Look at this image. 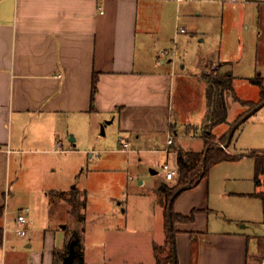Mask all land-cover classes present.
Listing matches in <instances>:
<instances>
[{"label":"crops","instance_id":"crops-1","mask_svg":"<svg viewBox=\"0 0 264 264\" xmlns=\"http://www.w3.org/2000/svg\"><path fill=\"white\" fill-rule=\"evenodd\" d=\"M184 1L0 0V207L6 202L11 155L72 151L58 150L55 144H63L68 135L73 143L78 142L81 126L92 134L102 122L106 130L108 126L115 129L117 141L105 150L125 159L127 190L134 188L130 170L143 174L150 166V174L155 175L156 166L164 161L177 169L173 178L163 172L145 189L134 188L124 204L118 201L108 214L99 212L87 220L83 212L87 224L92 219L102 222L85 232H96L102 240L97 249L83 247L84 264H156L153 247L167 240L160 186L166 182L172 186L169 182L177 179L179 152L204 149L208 122L205 74L217 69L231 73L234 81L232 70H222L219 56L215 61L216 50L211 55L197 50L194 65L189 58L176 57V37L186 30L176 34L181 25L175 13ZM179 61L183 63L178 69ZM191 76L195 77L192 82ZM177 78L184 80V91L193 83L200 85L196 110L189 97L181 107L172 102ZM229 95L226 119L213 127L214 131L220 128L219 133L233 120ZM169 132L173 141L164 151ZM195 138L199 141L192 142ZM237 140L225 150L239 155ZM25 142L33 147L25 148ZM124 142L128 143L125 149ZM245 154L214 164L213 171L174 200L177 214L189 215L197 209L193 220L173 223L177 264H258L264 247V172L257 184L255 161ZM136 155L145 167L133 164ZM54 186L48 191H66ZM115 200L110 197L108 203ZM5 218L8 224V210L0 217L1 226ZM31 223L29 218L28 230ZM44 230L46 257L44 251H36L27 264H54V250L64 248L65 236L57 245L56 231ZM7 241H11L7 249L19 244L14 235L6 234L0 245L3 253L8 251L4 248ZM24 246L31 247V239Z\"/></svg>","mask_w":264,"mask_h":264},{"label":"rangeland","instance_id":"rangeland-1","mask_svg":"<svg viewBox=\"0 0 264 264\" xmlns=\"http://www.w3.org/2000/svg\"><path fill=\"white\" fill-rule=\"evenodd\" d=\"M176 16L179 24L186 30V33H179L176 37L174 48L176 57L189 58L194 65L197 50L207 55L216 50L215 58L219 56V60L223 62L222 70L230 69L235 76L233 86L240 100L239 103H235L233 95H229V110L234 114L233 120L221 127L222 133H219L220 128L215 131L212 128L214 143L225 144L219 138L225 135L236 118L248 109L245 99H252L255 102L260 97L259 85L253 83L250 78L264 76V0H186L178 6ZM216 59L215 61H218V58ZM179 62L178 69L183 61ZM193 65L191 68L194 71ZM177 80L176 88L172 91V102L174 99V104L181 107L183 99L189 97L196 110L202 95L200 85L193 83L190 89L184 91V80L180 78ZM193 80L195 77L191 76V82ZM105 128L106 125L102 122L93 129L92 134L88 127L81 126L77 129L80 135L78 142L73 143L68 135L63 144H60L61 142L59 145L55 144L58 148L69 150L73 148L72 151L61 153L24 151L11 155L4 189L7 193L5 208L9 217L7 234L14 235V241L19 244L14 249H7L11 242L7 241L4 248L8 251L4 253L3 247L0 246V262L4 258L2 264H27L32 253L44 251L46 234L44 229L47 227L56 231L57 245L65 236V248L71 235L75 233L78 235L77 247L80 252L83 247L97 249V242L100 243L102 237L96 232L90 231L89 235L85 232L92 227H99L102 222L92 219L87 224L85 216L80 220L71 212V205L66 199L70 197L72 190H76V211L83 215V212H86L88 220L99 212L110 213L112 206L118 201L121 200L124 204L128 195L136 191L134 188L145 189L154 182V179L163 175L161 165L156 166L158 173L155 175L150 174V166H146L143 174L130 170L134 188L132 191L127 190L125 181L129 174H125L124 171L125 159L120 155L109 154L105 150L117 141L115 129L112 126H108L107 130ZM237 138L235 149L239 154L248 153L252 149L264 150V105L236 128L228 147L233 148ZM196 141L199 139L195 138L192 142ZM23 146L33 147L26 142ZM85 147L88 150H82ZM138 157L135 156L133 164H139L141 167L144 160L139 161ZM214 167L213 165L209 171H213ZM140 180L145 182L140 184ZM175 181L176 179L169 183L175 184ZM54 185L66 190L61 192L62 197H56L48 191L49 187H55ZM110 197H116L115 203H108ZM83 198L88 201L85 211V206H79ZM25 206L29 207L26 214L28 219H32V223L25 236H17L13 233L15 228L13 219L16 217L17 209ZM62 224L66 227H62ZM29 239L32 246L26 248L24 243H28ZM256 261L258 264H264L263 246Z\"/></svg>","mask_w":264,"mask_h":264},{"label":"trees","instance_id":"trees-1","mask_svg":"<svg viewBox=\"0 0 264 264\" xmlns=\"http://www.w3.org/2000/svg\"><path fill=\"white\" fill-rule=\"evenodd\" d=\"M205 77L208 81V85L206 88V97L208 104V115H207L208 122L205 124V130H204V149L201 151L179 152L177 156L179 175L176 179L175 184L170 186L166 183H163L160 186L164 194L167 240H166V244L154 245L153 247L154 255L156 258V264H172V245L175 246V242H172V239L174 240V228L172 227L173 236L171 237L168 229L167 206H168L169 198L173 194V192L184 184H188L189 187H193L197 185L198 182L203 177L208 175L210 168L214 164L223 160H235L242 156L241 154L239 155L231 154L227 152L223 147H221V145L214 143L215 136L212 132V128L215 125L225 121L226 119L227 116L226 94H232L236 100H240V98L235 94L234 91L233 75L231 73H224V72H220L217 69H213L211 72L205 74ZM250 80L253 83L259 85L260 97L255 102L253 100H246L245 103L249 106L246 111H248L249 109L254 107L257 103H259L264 99V78L261 76H256L250 78ZM95 92H96V78L94 76L92 83V92H91L92 102ZM245 112H243L241 115H243ZM239 117H237L236 120ZM228 133L229 130L225 135H222L219 138V140L226 143L228 138ZM231 140L232 137L230 141ZM229 144L230 142L228 143V145ZM245 155L252 157L255 161L254 180L257 184H259L260 175L261 173L264 172V150L252 149L250 152L246 153ZM50 193L56 197H62L60 191H50ZM176 197L174 198V200L176 199ZM85 199L86 198H83L81 200L79 206L81 207L85 206L86 204ZM66 200L71 205V212L74 213L75 216L80 220L84 219V215L82 213L79 214L76 211V205H77L76 190H72L70 197ZM173 202L171 206V219L173 223L176 220L191 221L194 219V214L197 211V209H193L189 215L177 214L173 211ZM3 211H4V207L1 206L0 217L3 215ZM72 240H75L74 246H75L76 254L71 264H84L82 252H80L77 247L78 235L75 233L72 234L70 241ZM2 241H3V230H2V226L0 225V245L2 244ZM69 243H67L65 248H63L62 250H58V249L54 250V264L62 263L64 256L69 251ZM175 252H176V248H175ZM176 264H177V259H176Z\"/></svg>","mask_w":264,"mask_h":264},{"label":"water","instance_id":"water-1","mask_svg":"<svg viewBox=\"0 0 264 264\" xmlns=\"http://www.w3.org/2000/svg\"><path fill=\"white\" fill-rule=\"evenodd\" d=\"M264 105V99L262 101H260L259 103H257L254 107H252L251 109H249L248 111H246L243 115H241L230 127L229 129V133H228V138H227V142L225 144H223V147H227L228 143L230 142L231 137L233 136L236 128L242 123L244 122L246 119H248L254 112H256L259 108H261ZM222 147V146H221ZM189 188L188 184H184L182 186H180L179 188H177L173 194L170 196L169 201H168V206H167V216H168V229L170 232V236L172 237V227H173V222L171 219V206H172V202L174 200V198L180 194L183 190ZM62 227H65V224H62ZM172 242H174V240L172 239ZM75 240L70 241L69 243V251L68 253L64 256L62 263L61 264H71L74 257H75ZM172 264H176V252H175V246L172 245Z\"/></svg>","mask_w":264,"mask_h":264},{"label":"built area","instance_id":"built-area-1","mask_svg":"<svg viewBox=\"0 0 264 264\" xmlns=\"http://www.w3.org/2000/svg\"><path fill=\"white\" fill-rule=\"evenodd\" d=\"M177 1H181V0H177ZM185 28L182 26H177L176 27V34L179 32H184ZM173 135L169 132L167 135V146L163 149L164 151H168L169 150V145L172 143L173 141ZM128 145L127 142L123 143V147L124 149L126 148V146ZM221 146L223 147V144H221ZM225 148V147H223ZM61 148H58V150H60ZM161 167L165 173L166 178L170 179L173 178L176 174L177 169L173 168L172 166H170L169 162L164 161L163 163H161ZM29 210L28 206L25 207H19L17 209L16 212V217L13 219V223L15 225V228L13 229V233L17 236H25L28 232V225H29V219L27 217V211ZM6 208L4 205V211L3 214L4 216H6ZM2 230H3V238H5L6 234H7V222H6V218L4 220L3 226H2Z\"/></svg>","mask_w":264,"mask_h":264}]
</instances>
